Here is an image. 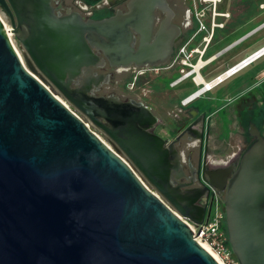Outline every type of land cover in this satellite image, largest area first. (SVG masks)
I'll return each instance as SVG.
<instances>
[{"label":"water","instance_id":"95a60500","mask_svg":"<svg viewBox=\"0 0 264 264\" xmlns=\"http://www.w3.org/2000/svg\"><path fill=\"white\" fill-rule=\"evenodd\" d=\"M51 1L0 0L25 63L0 19V264H219L142 181L195 223L206 212L198 203L205 182L216 188L238 263L264 264V135L255 124L236 164L199 169L200 185L191 186L181 181L187 173L173 142L151 131L157 118L148 107L88 94L102 79L90 69L98 60L92 48L118 65L162 64L169 30L178 28L167 19L150 43L153 0H135L140 18L86 20L56 14ZM130 28L141 36L136 51ZM82 68L90 80L72 88Z\"/></svg>","mask_w":264,"mask_h":264},{"label":"flooded vegetation","instance_id":"af4514ba","mask_svg":"<svg viewBox=\"0 0 264 264\" xmlns=\"http://www.w3.org/2000/svg\"><path fill=\"white\" fill-rule=\"evenodd\" d=\"M164 2L165 5L161 0H153L152 37L150 43L154 42L158 30L167 19L178 28V33L173 35H171L172 30H169L171 37H169L168 41L171 42V45L166 61L162 64L154 65L149 62H143L138 65L134 61H131L128 65H118L107 59L102 50L94 47L92 50L98 56V60L90 69L93 76L100 75L102 79L97 80V82H90L88 94L116 96L121 101L129 102L133 100L148 107L157 118V122L151 128V131L166 139L167 144L173 142V146L179 153L181 165L187 173V177L181 179V181H194L191 186H199L200 183L197 180V171L199 169L201 175L202 168L212 169L238 162L240 154L253 139L248 132L249 123L255 124L250 119L245 130L243 122L246 117H256V112H258V108L263 102L261 105L259 104L261 99L258 97V88L251 86L244 92L235 91L232 95L225 97L219 104L213 100L212 96H205L204 94L198 96L186 106L180 104L181 98L178 99L174 95L173 87L169 85L170 82L173 79L181 78V82H188L193 87L194 84L191 78L185 75L190 71V64L195 63L198 58L201 61H206L209 57L221 51L209 61L211 62L243 39L240 38L241 34L232 40V43H234L232 46L226 48L227 45H224L218 48L214 54H211L209 48L219 40V37L224 39L223 32L227 33L229 27L225 19L231 18L229 11H221L219 9L221 12L228 13L227 17L221 15L216 17L215 23L221 24L220 26L212 27L210 20L207 19L206 29L197 30V26L191 16L190 0H164ZM76 3H78V7L75 6ZM51 5L54 8V12L60 16L77 12L84 20L130 12H134L136 18H140L143 14L142 5L135 0H108L106 3L98 2V0H52ZM236 28V24L233 23L229 28L230 32L235 33ZM130 30L132 38L129 46L136 51L139 47L141 36L132 28ZM181 46L185 47V54H178ZM173 59H176L175 64L169 68H164ZM86 69L82 68L80 76L72 80L70 84L72 88L85 86L90 80L85 75ZM149 74H155L159 79L172 78L167 85L159 81L155 83L157 91L158 89L160 91L159 93L170 94L166 101L154 100L155 107L154 104L149 105L144 100L146 91L142 89L144 88L143 85H145V81L142 78ZM50 87L66 100L73 109L84 116L58 90L51 85ZM110 89L112 91H109ZM122 92L126 94L122 95ZM136 92L137 94L140 92L139 96H137ZM195 101L196 103H194ZM224 107L229 108L232 119L226 134L229 138H237L232 145L230 142H222L218 139L220 133L224 132V128L219 129L220 125L217 123L218 112ZM263 123L264 117L261 125L262 129L257 128L264 135ZM200 136L202 141L198 138ZM228 147L231 148L232 155L230 157L223 161L213 160V151ZM221 197L223 201V196Z\"/></svg>","mask_w":264,"mask_h":264},{"label":"built area","instance_id":"2783aa9c","mask_svg":"<svg viewBox=\"0 0 264 264\" xmlns=\"http://www.w3.org/2000/svg\"><path fill=\"white\" fill-rule=\"evenodd\" d=\"M222 2V0H190L191 3V16L193 18L194 23L197 26V30H204L206 29V21L207 19L210 20L211 26H217L221 24H216L215 19L218 16H224L227 17V12H221L219 10V4ZM1 19V17H0ZM6 30L9 32V37L11 38V41L13 43V46L19 55V58L23 65H25L22 54L17 49L18 44L14 39V36L11 34L10 30V24L9 21L5 23L2 19ZM242 39V38H241ZM240 40V39H239ZM14 42L16 43L17 47L15 46ZM231 43L226 46V48H229L232 46ZM19 48V47H18ZM264 46L260 47L259 49L251 52L250 54L246 55L245 57L241 58L237 62H234L231 65H228L225 69H223L221 72L217 73L213 77L206 79L204 75L202 74V69L208 65L209 61L216 56V54L220 53L221 51H218L216 54L209 57L206 61H201L199 58L197 61L193 64H190V71L186 73V77H190L193 84L194 89L186 94L185 96L181 97L180 104L182 106L188 105L190 102H192L195 98L198 96L204 94L205 92L210 91V89H204L208 86V83H211L213 81H216L214 87L222 84L227 79L231 78L232 76L236 75L238 72H240L242 69H244L249 64L253 63L256 59H258L262 54H264V51L262 50ZM21 51V50H20ZM261 51V52H260ZM178 54H185V47L181 46L178 50ZM175 60L173 59L170 61L166 67L169 68L173 64H175ZM187 61V59H185ZM183 62H185L183 60ZM199 65V67H198ZM26 67V66H25ZM196 77H199L201 79L200 82L196 81ZM181 82V78L173 79L170 82V86L174 87L178 85ZM46 88H49L48 85H46ZM55 97H57L67 108L71 110V112L77 116L79 119L83 121V123L90 128L103 142H105L100 135L97 133H100L109 143V140L106 138V136L98 130L93 124L85 117L79 114L75 109H73L66 100H64L59 94H57L54 91ZM106 143V142H105ZM108 147L111 148L110 143L108 144ZM123 160H125L124 156H121ZM128 163V162H127ZM128 165L131 167V165L128 163ZM136 175L139 176V174L135 171ZM140 178V177H139ZM143 184L146 186L147 189L151 190L168 208H170L181 220H183L187 226L191 229L193 238L199 243L205 244L209 249H211L216 256L221 260L223 264H239L236 257L231 251V248L229 246L228 240H227V232L225 228V213H224V207H223V201L222 197L220 196L218 190L212 186H210L207 182L205 184L209 187L208 195H204L200 198L199 204L202 206H205L206 212L204 215V218L201 223H195L189 218L181 216L179 213H177L171 205L146 181H142ZM200 228V229H199ZM199 231L198 234L197 231Z\"/></svg>","mask_w":264,"mask_h":264},{"label":"crops","instance_id":"0c3cea01","mask_svg":"<svg viewBox=\"0 0 264 264\" xmlns=\"http://www.w3.org/2000/svg\"><path fill=\"white\" fill-rule=\"evenodd\" d=\"M108 0H98V2H102V3H106ZM241 1V2H240ZM262 4V5H261ZM244 5V8L243 6ZM84 7V5H83ZM236 7H240V9H238L234 14H231V18L225 19V22L227 23L228 27L230 28V26L234 23L236 24V32L243 30L244 28L250 26L249 29L245 30L242 35L240 36V38H242L243 40L241 42H239L238 44L234 45L232 48L227 49L220 57H217L216 59L212 60L211 62L208 63L207 66H205L203 70H205V72H203L202 74L204 75V77H208L210 74L218 71L220 68H222L223 66H228L231 65V60L234 59L235 57H237L238 55L244 54V52L246 51V49H242L239 52L235 53L232 56H229L228 58L224 59V60H220L222 56H224L227 52L233 50L234 48H236L237 46H239L241 43L249 40L250 38H254L256 35H258V39H256L253 43H261L257 48L253 49L251 52L259 49L260 47L264 46V22L260 24V15H263L262 20H264V2H260L259 0H239L236 3ZM232 6H230L228 8V3H220L219 5V9L221 11H229V9H231ZM228 28L227 33L231 34L232 32H230V29ZM228 36V35H227ZM255 39V38H254ZM225 40L222 37H219V40L213 44L210 48L209 51L215 47H217L218 45H220L223 41ZM232 43V41H230L229 43H227L226 45ZM217 51V49L214 52H211V54H214ZM243 52V53H242ZM251 52L244 54L242 56L245 57L246 55L250 54ZM218 61V62H217ZM261 61V64H264V54H262L258 59H256L253 63L249 64L248 66H246L245 68L253 65L254 63ZM215 62H217L216 66L209 68V66L213 65ZM244 68V69H245ZM242 69V70H244ZM241 70V71H242ZM239 73V72H238ZM228 80V79H227ZM185 82H181L179 83L177 86L184 84ZM189 86H191L190 84H188ZM221 85V84H220ZM175 86V87H177ZM219 86V85H218ZM251 86H256V88H258V91H260L261 87L264 88V68L262 70H260V75L258 76L257 79L252 80L249 84H247V86H241L239 89H237L236 91H246L248 90ZM217 87V86H216ZM174 88V87H173ZM215 87L211 88L210 91L212 89H214ZM208 91V92H210ZM174 95L176 97H179V93L180 91H175L173 89ZM207 92H205L204 94H206ZM233 94V93H232ZM231 94V95H232ZM185 96V95H184ZM230 96V95H227ZM183 97V96H182ZM258 97L261 99V94L259 92ZM262 100H260L259 104L261 105ZM229 112V108L224 107L221 108L218 112L219 117H218V125L219 129L220 128H224V132L220 133L218 139L222 142H230L231 145L234 143V141L237 139L236 137H232L229 138L226 134V131L230 128V124H231V116H230ZM216 125V124H215ZM263 131H264V123H263ZM219 145V143H217ZM229 148V147H228ZM219 148L218 150L213 151L215 153V156L218 158L221 155L222 156H226L227 158L230 157L231 154V148Z\"/></svg>","mask_w":264,"mask_h":264},{"label":"rangeland","instance_id":"374dc122","mask_svg":"<svg viewBox=\"0 0 264 264\" xmlns=\"http://www.w3.org/2000/svg\"><path fill=\"white\" fill-rule=\"evenodd\" d=\"M239 0H222V2L224 3H228V8L230 6H232L231 9H229V13L230 14H234L238 9H240V7H236V3ZM260 2H264V0H259ZM221 2V3H222ZM75 5V4H74ZM78 3H76V7ZM262 5V4H261ZM244 8V5H242ZM0 17L1 19L7 23L8 22V18L6 13L4 12V10L0 7ZM263 15H260V24L264 22V20H262ZM250 26L244 28L243 30L237 31L235 33L229 34L226 32H223V36L225 37V40L218 45L217 47L213 48L212 51L210 50L209 52H214L216 49L226 45L227 43H229L230 41H232L233 39H235L236 37H238L239 35H241L245 30L249 29ZM228 35V36H227ZM255 38V39H254ZM254 38H250L249 40L241 43L239 46H237L236 48H234L233 50L227 52L224 56L221 57L220 60H224L226 58H228L229 56L234 55L235 53L239 52L242 49H246V51L244 52V54H247L249 52H251L253 49L257 48L261 43H255L252 45V43L258 39V35H256ZM15 46L17 47L16 43L14 42ZM17 49L19 50V52L21 53L20 49L17 47ZM243 53V52H242ZM244 54L238 55L237 57H235L234 59L231 60V64H233L234 62H237L238 60H240L242 58V56ZM218 62V61H217ZM217 62H215L213 65L209 66V68L216 66ZM261 61H258L256 63H254L253 65L245 68L244 70L240 71L239 73H237L236 75L232 76L231 78H229L228 80H226L225 82H223L221 85L215 87L214 89H212L210 92H207L206 94H204L205 96H212L213 100H215V102L217 104L221 103V101L227 97V95H231L232 93H234L237 89H239L241 86H247V84H249L252 80L257 79L258 76L260 75V70H262L264 68V64L260 63ZM226 66H223L222 68H220L218 71L210 74L208 77L206 76V79H209L211 77H213L214 75H216L217 73L221 72L223 69H225ZM205 72V70L202 71V73ZM176 75V74H175ZM172 79V78H158V76H156L155 74H149L147 75L145 78L143 77L142 80L145 81V85H143L144 88H142L143 90L146 91V96L144 97V100L146 101V103H148L149 105L154 104L155 107V103L153 102L154 100H158V101H166V99L168 98V96L170 94H166V93H159V89L157 91V87H155V83L162 82L164 85L168 84V81ZM241 87V88H242ZM195 87L193 86H189L188 82L179 85L177 87H174L173 89L175 91H180V95L179 97H182L186 94H188L189 92H191ZM109 91H112V89H110ZM121 93V92H119ZM139 93L137 94V96H139ZM125 92H122V95H125ZM196 103V101L194 102ZM98 135H100V137L106 142L108 143V141L100 134L97 133ZM109 144V143H108ZM212 157L213 160H217V161H223L227 158V155L224 156H220L218 158H215V153L212 152ZM206 249L215 257V259L217 260L218 257H216L207 247ZM220 261V259H218ZM217 260V261H218Z\"/></svg>","mask_w":264,"mask_h":264},{"label":"trees","instance_id":"16d2710c","mask_svg":"<svg viewBox=\"0 0 264 264\" xmlns=\"http://www.w3.org/2000/svg\"><path fill=\"white\" fill-rule=\"evenodd\" d=\"M260 94H261V100L263 104L258 108V112H256V117H246L245 121L243 122L245 130L247 129V124L250 121V119L257 125V127L261 130L262 127V122H263V117H264V88L261 87L260 89ZM226 228V227H225Z\"/></svg>","mask_w":264,"mask_h":264},{"label":"bare ground","instance_id":"6f19581e","mask_svg":"<svg viewBox=\"0 0 264 264\" xmlns=\"http://www.w3.org/2000/svg\"><path fill=\"white\" fill-rule=\"evenodd\" d=\"M261 52V51H260ZM198 67H199V65H198ZM196 81L197 82H200L201 81V79L199 78V77H196ZM217 82L216 81H213V82H211V83H208V86L206 87V88H204V89H211V88H213L214 86H215V84H216ZM199 244L204 248V249H206V245L205 244H203V243H201V242H199ZM208 248V247H207ZM209 249V248H208ZM207 250V249H206ZM215 256H216V254L211 250V249H209ZM208 251V250H207ZM209 252V251H208ZM210 253V252H209ZM211 254V253H210ZM212 255V254H211ZM213 256V255H212ZM214 257V256H213ZM217 257V256H216ZM214 259H215V257H214ZM219 259V258H218ZM217 259V260H218ZM216 260V259H215ZM216 260V261H217ZM219 264H223L222 262H221V260L219 261H217Z\"/></svg>","mask_w":264,"mask_h":264}]
</instances>
